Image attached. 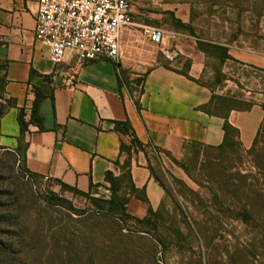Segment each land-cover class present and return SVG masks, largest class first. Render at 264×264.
Masks as SVG:
<instances>
[{"label":"crops","instance_id":"crops-1","mask_svg":"<svg viewBox=\"0 0 264 264\" xmlns=\"http://www.w3.org/2000/svg\"><path fill=\"white\" fill-rule=\"evenodd\" d=\"M255 1L262 2L129 0L134 24L121 33L118 63L80 64L69 53L57 67L35 39L38 0H0V65L10 101L2 140L22 147L32 175L80 192L108 191L107 173L130 172L136 192L127 212L149 217L165 196L154 161H178L194 146L232 142L248 150L261 131L263 101L244 86L250 70H264V13L252 11ZM145 26L164 32L159 45L148 41ZM69 79L74 87L65 86ZM36 89L55 126L30 123L21 134L19 116L32 117ZM39 112L45 125L41 105ZM118 122L130 132L119 131Z\"/></svg>","mask_w":264,"mask_h":264},{"label":"rangeland","instance_id":"rangeland-1","mask_svg":"<svg viewBox=\"0 0 264 264\" xmlns=\"http://www.w3.org/2000/svg\"><path fill=\"white\" fill-rule=\"evenodd\" d=\"M252 11L264 13L263 0ZM248 78L264 104V70ZM9 102L1 89L0 104ZM257 140L252 150L162 155L154 163L165 196L140 225L109 210L111 186L80 196L31 175L22 147L0 131V264H264V124Z\"/></svg>","mask_w":264,"mask_h":264},{"label":"built area","instance_id":"built-area-1","mask_svg":"<svg viewBox=\"0 0 264 264\" xmlns=\"http://www.w3.org/2000/svg\"><path fill=\"white\" fill-rule=\"evenodd\" d=\"M38 6L35 39L50 50L52 64L59 67L69 53L80 64L101 58L118 63L121 33L134 24L129 0H38ZM143 33L153 45L164 36L161 29L148 26ZM74 82L69 79L65 86L74 87Z\"/></svg>","mask_w":264,"mask_h":264},{"label":"trees","instance_id":"trees-1","mask_svg":"<svg viewBox=\"0 0 264 264\" xmlns=\"http://www.w3.org/2000/svg\"><path fill=\"white\" fill-rule=\"evenodd\" d=\"M6 77L4 76V66L0 65V90L2 89L3 92H5V85H6V81H5ZM35 102L33 103V111H32V117H30V120L27 121L25 119V114L22 111L20 113L19 116V126H20V131L21 134L24 133V131L27 128V125H29L30 123L33 125L38 126L40 129L44 130V118L42 117V115L39 112V108L41 103H43V101L46 99V95L43 93V91L41 89H36L35 90ZM7 106H5L4 104H0V117H2L5 112L7 111ZM129 125L128 123H122V122H118L117 123V129L119 131H122V133H129ZM263 128V126H262ZM226 130L229 132V129L226 126ZM261 133V131H260ZM260 133L257 134V137L255 139V142L253 143V146L251 148L255 149L257 144H258V137L260 135ZM134 142L137 144H140L137 140L134 139ZM234 146L237 144H233L231 143H227L226 146L224 147H220L219 149H212V150H224L225 148H227L228 146ZM201 146H194V148H198ZM20 153L22 156V162H23V166L26 168L25 170L27 172H29L27 170L26 164H25V158H24V153L23 150L20 148ZM130 172H126L123 173V175L120 177H115L113 176L112 173H107L106 174V181L110 184L111 186V190L113 192V194L111 195V199L107 202L108 204V208L110 211L114 212V213H118V215H122L123 217H125L128 220H131L133 222L139 223L140 225H151V221L149 218H151V215H155V211L150 210V214L149 217L144 218V219H138L133 217L132 215H130L127 212V201H128V195H132L136 192V188L134 187V185L132 184L131 181V177H130ZM32 175V174H31ZM34 176V175H33ZM34 177H38V176H34ZM41 178V177H38ZM65 189H69L71 191H74L75 194L80 195V196H88V193H84V192H80L77 189H75V187H70L68 185H62ZM90 193V192H89Z\"/></svg>","mask_w":264,"mask_h":264},{"label":"water","instance_id":"water-1","mask_svg":"<svg viewBox=\"0 0 264 264\" xmlns=\"http://www.w3.org/2000/svg\"><path fill=\"white\" fill-rule=\"evenodd\" d=\"M41 113L45 117V125H44V128H46V129L53 128V126H55L54 114H53L52 108L50 107L48 101H44L41 104Z\"/></svg>","mask_w":264,"mask_h":264}]
</instances>
